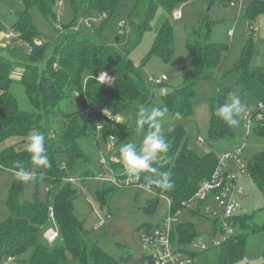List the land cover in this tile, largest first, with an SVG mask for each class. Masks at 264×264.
<instances>
[{"label": "trees", "instance_id": "1", "mask_svg": "<svg viewBox=\"0 0 264 264\" xmlns=\"http://www.w3.org/2000/svg\"><path fill=\"white\" fill-rule=\"evenodd\" d=\"M21 1L25 7L17 12L11 29L25 44L27 52L21 53L16 48H11V45L21 46L17 43V38H13L7 47L9 53L4 52L0 42V166L16 171V164L19 162L37 179L31 201L20 203L19 187L15 184L12 186L8 201L10 217L0 222V262L2 259L11 258L15 261L9 264H21L19 257L32 248L29 264H127L131 257L129 251H110L111 244L106 238H102V232L94 228V232L88 231L84 221L76 216L74 201L77 189L71 182L64 181L67 177L65 169L58 166L55 159L58 152L65 153L69 163L77 158H84L78 139L86 134L85 126L78 121L76 114L61 113L62 132L57 139H52L48 116L64 98H70L81 105L83 113L85 107L90 105L87 115L96 118L101 115L106 118L107 112H103L104 108L110 109L115 115L118 107L139 112L141 108L151 110L153 107L166 106L174 118V113H182L183 118L179 120L175 118L177 124L169 132H164L169 149L156 165L160 172L168 174L173 187L170 190L155 185L147 188L155 196L160 194L167 196L170 199V210L175 212L183 208V201L194 194L217 163L218 153L198 155L187 147L185 129L180 122L193 112L195 80L210 78L215 74L228 46L208 40L212 26L209 22L202 21L199 28L193 31V40L188 42L192 62L183 70V83L177 87L160 89L163 81L159 84L150 83L148 80L145 82L140 72L124 59L116 46L103 41L100 37L103 25H100L93 34H86L78 28L64 29L62 40L49 47V42L41 39L30 21V8L35 7L52 22L55 20L60 0ZM119 1L85 0V8L104 15L106 20ZM186 1L189 0H138L134 7L142 18L138 34L148 27L158 5L171 12ZM261 11H264V2L260 1H253L245 10L249 18ZM252 53L251 37L243 46L236 68L231 72H225L220 77V84L222 85L228 77L235 78L240 90L250 91L254 95L256 104L264 103V66L250 64ZM149 54L165 62H171L173 34L167 21L159 28ZM16 68L20 69V77L13 80L11 73ZM100 71H105L113 77L110 87L104 86L96 79ZM16 84L22 87L32 107L31 110H24L19 106L12 91ZM75 92H78L79 96L76 97ZM226 92V87L220 89L211 100L209 121L211 138L232 134L231 127L214 114L215 109L225 103ZM127 129L126 126L119 125L122 138L128 136L131 131H136L135 128L130 131ZM36 131L45 136L46 153L51 163L47 169L36 168L30 154L25 150L28 138ZM251 133L257 138L264 139V119L254 121ZM142 136L143 133L140 137ZM9 140L12 141L5 144ZM129 142L132 141L126 140L121 145ZM119 148L115 156L120 161ZM111 164L113 167L124 169L121 161L117 165L114 162ZM246 170L264 199V149L255 152L246 160ZM90 173L92 175L91 171ZM146 175L150 174H141L139 177V182L144 187ZM41 176L42 179L39 178ZM85 176H79L81 181ZM119 176L121 173H118ZM41 183L49 189L48 194L53 195L52 201L50 197L40 198ZM103 186L105 187L95 190V196L101 206L107 205L108 197L117 189L112 184ZM158 203V197H152L147 200L143 209L156 210ZM49 206L53 209L55 226L58 229V237L52 242H48L43 235L49 224ZM259 210L263 213L260 224L254 221L256 211L239 213L229 218L234 232L216 246L219 263L226 264L241 259L246 247L247 233L264 231V204ZM219 224L221 223L216 218L214 232L220 228ZM150 225L151 223L146 222L141 228L148 230ZM198 235L200 234L196 233L192 224L188 226L180 222L172 230L171 242L174 247L179 248L181 243L191 242ZM117 248L122 249V246L118 245ZM148 259L149 257L145 255L140 264H151Z\"/></svg>", "mask_w": 264, "mask_h": 264}, {"label": "rangeland", "instance_id": "2", "mask_svg": "<svg viewBox=\"0 0 264 264\" xmlns=\"http://www.w3.org/2000/svg\"><path fill=\"white\" fill-rule=\"evenodd\" d=\"M137 1L120 0L111 16L105 20L102 14L94 10H86L85 0H60L55 20L50 22L38 9L31 7L30 21L39 32L41 39L49 42V47L62 40L65 34L64 29L75 30L78 28L86 34H93L100 25H103L100 37L105 43L116 46L124 59L133 64L140 72L145 82H147L148 76H165V80L160 84V89L177 87L183 83V70L192 62L188 42L193 40V31L199 28L202 21L209 22L212 28L208 40L227 44L228 48L215 74L210 78H198L194 82L193 112L180 122L185 129L186 145L198 155H207L209 153L219 154L244 144L243 161L249 159L255 152L264 149V139L257 138L252 133L246 134L242 123L244 111L235 117L238 124L230 126L231 135L211 138L209 134L211 100L220 89L227 88L225 103L230 102L231 96L234 94L240 98L244 110L256 104L254 95L250 91L240 90L235 78L228 77L221 85L220 77L225 72H231L236 68L243 46L251 37L253 53L250 57V64L264 66V11L258 12L251 18L245 12L253 1L264 2V0H189L178 5L171 12L158 5L149 20L148 27L140 35L138 26L142 23V18L134 10ZM24 7L21 0H0V42L4 52H7V47L12 41V37H9L8 33L12 30L11 27L16 20L17 12ZM166 21L171 26L173 34L171 62H165L161 58L149 54L159 28ZM57 25L61 29H58ZM23 46L11 45V48L14 47L18 52L26 53L27 49ZM41 69L43 70V63ZM11 75L13 80H18L20 69H14ZM12 91L22 109H32L22 87L16 84ZM103 112L112 113L107 108H104ZM61 113L76 114L78 121L86 129V134L78 139L84 158H77L69 163V158L65 153L55 154L58 166L65 169L66 176L73 179L71 184L77 189V197L74 201L76 216L84 221V226L88 231L94 232L95 210L101 214L110 212L111 218L99 231L102 232V238H106L111 244L110 251L125 250L131 253L127 264H140L144 256L150 253L149 248L145 249L142 246L140 234L143 230L141 227L149 222L151 223L149 230H151L161 221L166 212L165 201L161 197L155 196L151 191L135 185L134 182L131 183L130 179L127 180L129 176L123 174L125 170L119 169L117 166L113 167L112 164L111 167L114 170L117 169L121 173L120 177L126 182L118 186L114 193L108 197L107 205L101 206L95 196L97 188H103L104 184H110L95 179L96 172L101 168L100 155L104 154L108 160L109 155H115L121 143L126 140L132 141L138 149L140 148L143 139V136L140 137L141 133L131 131L128 136L122 138L119 130V125L126 126L127 131L133 130L138 112L130 108L118 107L115 111L118 120L108 121L104 115L96 118L83 113L81 105L70 98H64L56 110L48 116L52 139H57L62 132ZM176 124L177 121L168 112L163 122V132H169ZM97 125L102 128L96 129ZM110 134L115 137V147L112 149H108V135ZM199 138H202V142L198 140ZM11 141L9 140L5 144ZM114 163L116 165L120 163L118 157ZM90 171L92 175H90ZM80 175H86L83 181L79 178ZM14 184L19 187L20 203L33 199L35 181L22 183L15 178V170L0 166V222L10 217L8 201ZM238 185L241 189V194L236 195V198L241 199L239 212L256 211L254 221L256 224H260L263 219V213L259 210L264 204L263 194L247 174L239 177ZM45 187L43 183L40 184V198L50 197V201H52L53 195L48 194ZM152 197H158L159 200L156 210H144L143 207L147 200ZM200 206H202V202L197 200L182 209L177 223L183 222L188 226L192 224L196 233L205 237L206 249L202 250L194 246L192 242L181 243L179 248L186 256L191 257L190 264H221L217 247L213 245V239L215 237L221 239L223 234L219 228L214 232V220L217 217L221 223L220 226L225 223V221L223 222L225 216L222 208L216 203L210 204L207 210L208 213H217L216 217L199 212ZM234 227L237 229L236 225ZM228 231L229 225L226 226V232ZM116 244L117 247L121 245L122 249L117 248ZM263 251L264 231L247 233L246 247L242 258L226 264H263ZM31 252L32 248L26 250L19 257L21 264H29ZM14 261L2 259L0 264H9Z\"/></svg>", "mask_w": 264, "mask_h": 264}, {"label": "built area", "instance_id": "3", "mask_svg": "<svg viewBox=\"0 0 264 264\" xmlns=\"http://www.w3.org/2000/svg\"><path fill=\"white\" fill-rule=\"evenodd\" d=\"M232 4V3H231ZM176 13V11H175ZM104 16V15H103ZM58 29H61L57 25ZM77 29V28H75ZM9 37L17 38V43L25 45L20 39L16 32L9 31ZM40 44V42H37ZM28 45V44H27ZM30 47L29 45L27 46ZM30 49V48H29ZM96 79L103 85L111 86L113 83V77L105 71H100L96 75ZM104 80V81H102ZM148 82L159 84L165 80V76L153 77L148 76ZM102 81V82H101ZM74 95L79 96L78 92H75ZM90 105L85 107L84 113H89ZM106 119L108 121L118 120L117 116L107 112ZM264 119V103L258 102L256 105L248 107L244 110L242 114V123L243 127L246 130V134H251V129L254 121ZM100 125H97L96 129H101ZM202 142V138L198 139ZM115 147V137L113 135H108V149ZM245 145L237 146L229 150L223 151L217 154V163L215 168L210 173L208 178H205L200 183L198 189L194 194L189 197L187 200L183 201V208L177 209L175 212L170 210V199L160 194L159 196L166 203V212L161 218V221L157 223L151 230L141 231L140 237L142 239V246L145 249H150V253L147 254L149 257L148 261L151 264H190L192 259L190 256H186L180 248L174 247L171 242V234L174 226L177 224V219L181 214V210L186 208L188 205L195 203L197 200L202 202V206L199 208V212L207 214V216H217V213L211 212L208 213L207 210L210 207V204L216 203L219 207L222 208L223 214L225 216L222 225H220V230L222 231V238L213 239V245L218 246L223 240L229 237L234 229L229 222V218L233 217L236 214H239L241 209V199L236 198L237 194H241L240 186L238 185V180L240 176L248 175L246 170V161H243L242 154ZM101 168L96 172L95 179H99L104 183H110L116 187L121 186L126 181L123 180L120 176L118 177V170H114L111 167V163L117 161L115 155H109L108 160L104 154L100 155ZM124 172V173H123ZM122 173L125 174V171ZM33 174V173H32ZM34 175V174H33ZM131 183L134 182L135 185L145 188L140 182L139 178L128 177ZM66 182H72L73 179L66 177ZM129 183V182H128ZM147 189V188H145ZM45 190H49L45 188ZM148 190V189H147ZM96 222L93 226L95 230H100V228L107 224L108 220L111 218V213L106 212L101 214L99 211L95 210ZM217 218V217H216ZM229 225V231L226 232V226ZM44 237L48 241H53L58 237V229L55 226V220L53 215V209L49 206V224L44 229ZM205 240V237H204ZM202 242H197L194 239L191 241L194 246L199 247L200 249H206V245ZM11 258H8L10 261ZM147 261V262H148ZM146 262V263H147Z\"/></svg>", "mask_w": 264, "mask_h": 264}, {"label": "clouds", "instance_id": "4", "mask_svg": "<svg viewBox=\"0 0 264 264\" xmlns=\"http://www.w3.org/2000/svg\"><path fill=\"white\" fill-rule=\"evenodd\" d=\"M243 111L244 105L241 103L240 98L233 94L230 102L219 105L215 109L214 114L229 126H236L238 121L235 117ZM167 114L168 109L166 106L153 107L151 110L141 108L135 120V130L138 133H143L140 148L138 149L136 144L132 142L124 143L119 148L120 161L128 176L139 178L141 174H150L145 176L146 188L155 185L162 189L170 190L173 187L168 174L160 172L156 166L169 149V143L162 130ZM174 116L177 120L183 118L180 112L174 113ZM25 150L30 154V159L36 168L47 169L51 166L46 153L43 133L34 132L29 137ZM15 178L22 183L32 182L37 179L19 162L16 164ZM39 178L42 179L43 177Z\"/></svg>", "mask_w": 264, "mask_h": 264}, {"label": "water", "instance_id": "5", "mask_svg": "<svg viewBox=\"0 0 264 264\" xmlns=\"http://www.w3.org/2000/svg\"><path fill=\"white\" fill-rule=\"evenodd\" d=\"M195 241L197 242H202L204 240V236L203 235H198L194 238Z\"/></svg>", "mask_w": 264, "mask_h": 264}, {"label": "crops", "instance_id": "6", "mask_svg": "<svg viewBox=\"0 0 264 264\" xmlns=\"http://www.w3.org/2000/svg\"><path fill=\"white\" fill-rule=\"evenodd\" d=\"M201 235V234H200Z\"/></svg>", "mask_w": 264, "mask_h": 264}]
</instances>
